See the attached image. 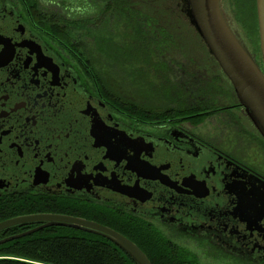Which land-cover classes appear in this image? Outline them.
<instances>
[{"label": "flooded vegetation", "instance_id": "1", "mask_svg": "<svg viewBox=\"0 0 264 264\" xmlns=\"http://www.w3.org/2000/svg\"><path fill=\"white\" fill-rule=\"evenodd\" d=\"M224 1L229 26L262 68L237 0ZM167 2L0 0V196L70 207V217L123 234L143 252L135 242L143 243L145 229L184 255L259 264L264 208L255 202L264 194V140L202 40L200 58L175 43L180 59L163 61L180 67L176 76L190 88L184 93L159 76L117 88L98 67L96 56L111 65L93 37L102 32L125 35L144 18L159 26L162 17L197 34L182 0H171L172 9ZM250 144L263 155L247 156Z\"/></svg>", "mask_w": 264, "mask_h": 264}, {"label": "trees", "instance_id": "2", "mask_svg": "<svg viewBox=\"0 0 264 264\" xmlns=\"http://www.w3.org/2000/svg\"><path fill=\"white\" fill-rule=\"evenodd\" d=\"M236 3L243 21L249 31H253L257 46H259L255 0H237ZM165 20L161 17L159 26H157V21L152 25V20L144 18L142 25L139 26L137 23L135 26L134 24L135 32L124 33L125 35L98 34L93 37H95L97 44L102 47L100 52L111 63L112 68L119 72L124 71L122 75L129 77L132 86L138 82V79L135 80L134 77L159 76L165 79L171 77L175 83V91L184 93L190 88L186 86L185 77L176 76L180 73L177 72L180 67L167 66L163 61L171 58L180 59L178 52L173 53L171 47L175 43H181L183 50L186 43H182L180 39H175L174 36L170 40L173 33L171 30L167 31L168 26L165 24ZM173 22L177 23V28L180 27V31H182L184 26L179 23L180 21L178 22L177 18L168 20L167 23ZM198 39L200 38L198 37ZM197 49L199 50V47ZM187 54L191 58L190 54ZM163 81V79L160 80L161 91H164L166 87ZM189 98L185 101L187 102ZM56 208V205L48 201L21 196H0V223L34 214L75 216L66 212V209H70V207L61 208L63 211ZM34 228L36 226L26 225L5 230L0 233V241L21 235ZM139 237L143 239V243H135L142 248L146 246L144 252L152 264H200L191 255H184L181 249L170 245L145 229L140 230ZM163 252H167V255H164ZM0 264L136 263L127 253L104 237L65 227H51L0 245Z\"/></svg>", "mask_w": 264, "mask_h": 264}, {"label": "water", "instance_id": "3", "mask_svg": "<svg viewBox=\"0 0 264 264\" xmlns=\"http://www.w3.org/2000/svg\"><path fill=\"white\" fill-rule=\"evenodd\" d=\"M183 12L209 53L232 83L241 106L264 140V0H255L262 68L229 26L222 0H182ZM256 206L264 208V194ZM39 225L21 235L3 239L0 245L51 227H65L105 237L122 249L136 264H152L133 242L116 231L83 219L64 215L37 214L0 223V233L18 226Z\"/></svg>", "mask_w": 264, "mask_h": 264}, {"label": "rangeland", "instance_id": "4", "mask_svg": "<svg viewBox=\"0 0 264 264\" xmlns=\"http://www.w3.org/2000/svg\"><path fill=\"white\" fill-rule=\"evenodd\" d=\"M161 1H162L163 5L165 4L164 6H169L167 0H161ZM170 2H171V0H170ZM224 2H226V0ZM170 5H171L170 6L171 9L175 7V5L172 2L170 3ZM234 9H235V11L239 12V9H237L236 7ZM175 11H177V10L175 9ZM227 11H228V14L230 15V17L233 19V15L231 14V10L227 9ZM166 12H168V11H166ZM224 15H225V12H224ZM164 22L168 26L167 31L171 30V32L173 33L171 38H170V40H172L173 36L175 37V39H180L182 43H186L185 46L190 48V50H191L190 51V53H191L190 56L192 58L196 59V58H200L201 57L202 54L197 49L198 46H199L198 43H199L200 39H198L197 34L194 33L193 30H192V32L190 34H187V33L185 34V33H182V31L184 29L183 27H182V31H180V29L177 28V25H178L177 23L173 22V23H169L168 24L167 23L168 20H165ZM172 24H173V26H171ZM174 25H175V28H174ZM235 26L239 29V31L242 34L243 33L246 34V31L244 30L243 26L241 27V23L240 22L235 23ZM129 32H130V30L128 31V33ZM102 33H104V32H102ZM258 50H259V48H258ZM87 53L89 54V57L92 56V58L94 57L93 60H95V52H93L92 50L89 49L87 51ZM258 53H260V51H258ZM96 57H97V63L99 64L98 67H99V69L101 71V75H102L103 78L108 77L109 79H111L112 80V84L115 85V87H117V88H120L122 86H123V88L125 86H131V81H130L129 77L128 76L125 77L124 75H122L124 73V71H120L119 72V71L113 69L110 64L105 62V60H101V57L100 58L98 56H96ZM102 59H107V58L102 57ZM259 59H261V55H259ZM120 75L122 76V81L121 82H120V80H121V76ZM223 129H224V135H225L224 139H225L226 142H228V141H230V137H232V136H231L230 133H229L230 135L228 134L227 128H223ZM245 146H246L245 149L247 150V152H246L247 156L249 155V157L250 156L260 157V156L263 155L262 153H259L260 151L256 147H254L253 144L245 145ZM258 155H260V156H258ZM178 244L181 247L187 248L186 247L187 244H185V242H178ZM187 249H189V248H187ZM190 251L192 253H195V254L199 253L196 250H190ZM166 253L167 252H165V253L163 252L164 255H167ZM191 256L193 258H195L197 261H199L200 264H254V263H252L250 261L249 258H246L244 260L243 258H240L238 255H191ZM259 264H264V262H259Z\"/></svg>", "mask_w": 264, "mask_h": 264}]
</instances>
